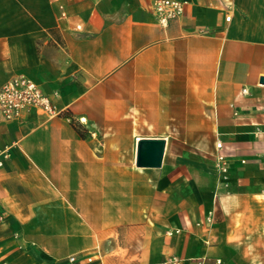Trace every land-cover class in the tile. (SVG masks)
<instances>
[{
  "label": "crops",
  "instance_id": "0c3cea01",
  "mask_svg": "<svg viewBox=\"0 0 264 264\" xmlns=\"http://www.w3.org/2000/svg\"><path fill=\"white\" fill-rule=\"evenodd\" d=\"M154 1L0 0V87L61 112L0 122V264H264V0Z\"/></svg>",
  "mask_w": 264,
  "mask_h": 264
},
{
  "label": "built area",
  "instance_id": "2783aa9c",
  "mask_svg": "<svg viewBox=\"0 0 264 264\" xmlns=\"http://www.w3.org/2000/svg\"><path fill=\"white\" fill-rule=\"evenodd\" d=\"M151 8L158 25L165 27L170 20L182 15L183 3L177 0H155ZM225 20L228 21L229 17H226ZM242 93L245 94L246 90L242 89ZM30 112H38L47 118L59 115L55 105L32 80L24 75H15L0 87V122L19 121ZM261 114L264 120V103L261 106ZM254 133L264 138L263 129L257 128ZM216 147L219 148L220 144L217 143ZM262 159L264 160V152ZM217 162L219 172L225 179L226 167L223 158L218 156ZM207 221L209 222L210 218H207ZM90 261L91 259L87 258V262ZM66 264H79L78 256L67 257ZM156 264H183V261L179 257L171 255ZM196 264H206V262L204 259H198ZM215 264H220V261H215Z\"/></svg>",
  "mask_w": 264,
  "mask_h": 264
},
{
  "label": "water",
  "instance_id": "95a60500",
  "mask_svg": "<svg viewBox=\"0 0 264 264\" xmlns=\"http://www.w3.org/2000/svg\"><path fill=\"white\" fill-rule=\"evenodd\" d=\"M262 80V79H261ZM165 141L159 138H142L136 143L135 166L158 168L161 165Z\"/></svg>",
  "mask_w": 264,
  "mask_h": 264
},
{
  "label": "trees",
  "instance_id": "16d2710c",
  "mask_svg": "<svg viewBox=\"0 0 264 264\" xmlns=\"http://www.w3.org/2000/svg\"><path fill=\"white\" fill-rule=\"evenodd\" d=\"M60 113H61V112H59V115H60ZM59 115H58V116H59Z\"/></svg>",
  "mask_w": 264,
  "mask_h": 264
}]
</instances>
